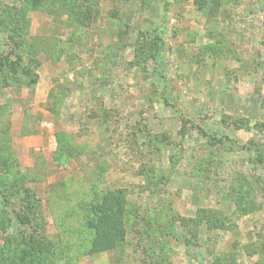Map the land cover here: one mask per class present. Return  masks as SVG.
Returning <instances> with one entry per match:
<instances>
[{"label": "rangeland", "instance_id": "rangeland-1", "mask_svg": "<svg viewBox=\"0 0 264 264\" xmlns=\"http://www.w3.org/2000/svg\"><path fill=\"white\" fill-rule=\"evenodd\" d=\"M25 1L0 0V53L36 45L54 86L0 72V264L28 217L42 264H264V0Z\"/></svg>", "mask_w": 264, "mask_h": 264}, {"label": "trees", "instance_id": "trees-1", "mask_svg": "<svg viewBox=\"0 0 264 264\" xmlns=\"http://www.w3.org/2000/svg\"><path fill=\"white\" fill-rule=\"evenodd\" d=\"M199 1H202V0H199ZM44 2L45 0H26L24 8L29 7L31 9H34V8L42 7L44 6L43 4ZM48 11L56 12V9L53 10L49 8ZM3 12L4 10L2 11V13ZM23 12H24L23 9H19L18 13L15 14L16 19L13 20L14 21L13 30H16L17 33L21 35L24 34L23 32L24 19H21V18H24L25 16L23 15L24 14ZM73 13L74 12L72 11V14ZM1 24L4 25L6 24V22L4 23V20H3ZM4 27H6V25H4ZM11 36L13 37L14 35H11ZM12 43H13L12 45L13 48L10 51V53H7V54L0 53V72L3 70H7L8 72L12 71V73H14L18 70V68H21L25 76H28L30 78L28 85L35 89V86L37 85L38 80H39V74L31 69L32 66L30 64L26 65L28 62L26 63L23 60V58L24 56H26L28 60L30 61L32 60L33 65H34L33 67L39 66L40 61L38 60L37 54L35 53L37 52L38 48H36V45H25L27 44V42L23 40L21 41L14 40L12 41ZM31 48H33L34 51ZM16 50H19V52H16ZM10 54L12 55L14 54L15 59H11ZM57 97L60 99L61 97H63V95L58 94ZM58 98L57 100H59ZM53 106H54L53 104L49 105L48 109L52 111L56 110ZM57 137L60 140L59 135ZM182 219L184 220V223L185 221L187 222V224L185 223L186 227H188V224L190 223V221L194 224V226L196 225L199 226L197 220L194 218H182ZM25 223L32 224L31 227L33 230L34 228L36 229L38 228V226L36 227H34L35 225L33 226V220L31 217H28ZM148 225L150 227L152 226L151 223H149ZM121 228L124 229L123 222L121 223ZM36 229L30 232L27 239H23L19 243H16V244L13 243L16 247V252L14 251V253L9 256L13 257V260L15 261L17 260L18 264H42L43 259L46 256L50 258L52 255H55V253L57 252V249H56L57 242H54L49 237L48 232H46L45 228L41 227V228H38L37 230ZM163 250H164L163 247L160 245L157 253L153 251V253L148 254V259L150 260V264H174L171 261V258L169 256H166ZM216 262H217L216 264H221L223 262V259L218 258ZM66 264H70V263L67 262Z\"/></svg>", "mask_w": 264, "mask_h": 264}, {"label": "crops", "instance_id": "crops-1", "mask_svg": "<svg viewBox=\"0 0 264 264\" xmlns=\"http://www.w3.org/2000/svg\"><path fill=\"white\" fill-rule=\"evenodd\" d=\"M53 76H54V74L51 75L50 78L47 77V79L45 80V78L42 76V74L39 73V80H38V83H37V85L35 86V89H34V94L36 95V98L34 100H35V102L38 105L41 102L42 103L47 102L48 101V97L50 98V90L52 91V88H53L52 86H54V81H53L54 77ZM60 84H63V83H60ZM51 94H52V92H51ZM53 95H55V94H52L51 97H53ZM48 111L53 114L51 117H54V119L52 120V133L53 132L57 133V132H59L61 130L58 127V124H59L58 122H59L60 116L62 115V112L60 110L59 111L58 110H53V111L52 110H48ZM44 114H45V112H44ZM53 126H54V128H53ZM55 133H54V136H55ZM33 138H31L32 142L34 140L35 144L40 145V146H45L44 145L45 144L44 143V139L45 138H44L43 133L38 135L36 139H33Z\"/></svg>", "mask_w": 264, "mask_h": 264}]
</instances>
